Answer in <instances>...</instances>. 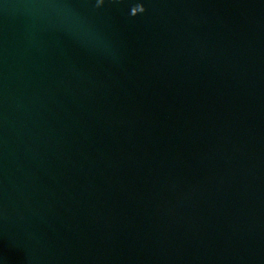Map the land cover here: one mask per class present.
Returning <instances> with one entry per match:
<instances>
[{"label":"water","instance_id":"obj_1","mask_svg":"<svg viewBox=\"0 0 264 264\" xmlns=\"http://www.w3.org/2000/svg\"><path fill=\"white\" fill-rule=\"evenodd\" d=\"M0 264H264V0H0Z\"/></svg>","mask_w":264,"mask_h":264},{"label":"clouds","instance_id":"obj_2","mask_svg":"<svg viewBox=\"0 0 264 264\" xmlns=\"http://www.w3.org/2000/svg\"><path fill=\"white\" fill-rule=\"evenodd\" d=\"M143 11V8H141V11L140 12H142Z\"/></svg>","mask_w":264,"mask_h":264}]
</instances>
